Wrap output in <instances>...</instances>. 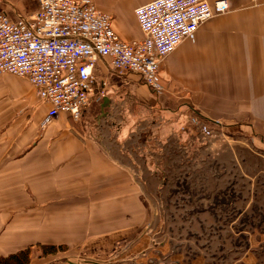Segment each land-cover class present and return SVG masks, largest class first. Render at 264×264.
Listing matches in <instances>:
<instances>
[{"label":"crops","instance_id":"crops-1","mask_svg":"<svg viewBox=\"0 0 264 264\" xmlns=\"http://www.w3.org/2000/svg\"><path fill=\"white\" fill-rule=\"evenodd\" d=\"M92 1L110 11L122 40L142 37L134 9L150 0ZM227 1L226 13L206 20L160 62L157 91L97 58L78 122L61 113L42 125L50 105L27 79L0 73V256L43 244L66 250L45 261H33L35 255L32 264H214L202 253L185 260L180 243H169L163 213L150 203L133 164L117 156L123 146L107 147L86 121L109 114L113 101L105 90L123 87L161 115H180L179 122L187 110L264 147V0ZM38 9L37 0H0V13L11 21ZM246 255L237 261L258 264L256 253Z\"/></svg>","mask_w":264,"mask_h":264},{"label":"rangeland","instance_id":"rangeland-1","mask_svg":"<svg viewBox=\"0 0 264 264\" xmlns=\"http://www.w3.org/2000/svg\"><path fill=\"white\" fill-rule=\"evenodd\" d=\"M105 92L113 109L86 121V128L101 132L107 147L123 146L117 156L133 164L150 203L163 213L169 243H180L185 260L202 253L214 264H240L237 259L256 253L258 264H264L262 143L239 137L232 128L218 130L187 110V119L178 122L180 115H161L143 95L123 87ZM125 121L129 129L120 137L117 130ZM254 231L258 239L252 247ZM36 247L21 249L23 264H32L35 255L33 261H45L66 250L64 245Z\"/></svg>","mask_w":264,"mask_h":264},{"label":"built area","instance_id":"built-area-1","mask_svg":"<svg viewBox=\"0 0 264 264\" xmlns=\"http://www.w3.org/2000/svg\"><path fill=\"white\" fill-rule=\"evenodd\" d=\"M37 1V12L15 21L0 13V73L27 79L50 105L42 125L61 113L81 118L99 57L159 90L160 62L202 23L229 10L227 0H150L134 9L142 37L124 41L92 0Z\"/></svg>","mask_w":264,"mask_h":264},{"label":"trees","instance_id":"trees-1","mask_svg":"<svg viewBox=\"0 0 264 264\" xmlns=\"http://www.w3.org/2000/svg\"><path fill=\"white\" fill-rule=\"evenodd\" d=\"M111 18H112V16H111ZM21 251L22 250H20V252L17 251L13 254H10L9 256H7L3 259L0 257V263L1 264H23V262H22L23 259L21 257Z\"/></svg>","mask_w":264,"mask_h":264}]
</instances>
